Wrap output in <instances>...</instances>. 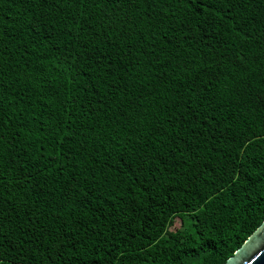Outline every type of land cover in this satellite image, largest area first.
<instances>
[{
  "label": "trees",
  "instance_id": "16d2710c",
  "mask_svg": "<svg viewBox=\"0 0 264 264\" xmlns=\"http://www.w3.org/2000/svg\"><path fill=\"white\" fill-rule=\"evenodd\" d=\"M114 4L0 0V264H222L264 220V0Z\"/></svg>",
  "mask_w": 264,
  "mask_h": 264
},
{
  "label": "water",
  "instance_id": "95a60500",
  "mask_svg": "<svg viewBox=\"0 0 264 264\" xmlns=\"http://www.w3.org/2000/svg\"><path fill=\"white\" fill-rule=\"evenodd\" d=\"M264 220L222 264H264Z\"/></svg>",
  "mask_w": 264,
  "mask_h": 264
},
{
  "label": "snow or ice",
  "instance_id": "6c2138e0",
  "mask_svg": "<svg viewBox=\"0 0 264 264\" xmlns=\"http://www.w3.org/2000/svg\"><path fill=\"white\" fill-rule=\"evenodd\" d=\"M123 3H127L129 5H134L136 3V0H122ZM119 3H121V0H115V4L113 7V11H116V5H118ZM262 232H264V229L261 230Z\"/></svg>",
  "mask_w": 264,
  "mask_h": 264
},
{
  "label": "rangeland",
  "instance_id": "374dc122",
  "mask_svg": "<svg viewBox=\"0 0 264 264\" xmlns=\"http://www.w3.org/2000/svg\"><path fill=\"white\" fill-rule=\"evenodd\" d=\"M177 224H179V222H177Z\"/></svg>",
  "mask_w": 264,
  "mask_h": 264
}]
</instances>
